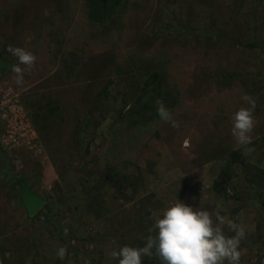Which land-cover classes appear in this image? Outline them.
Wrapping results in <instances>:
<instances>
[{
	"label": "rangeland",
	"instance_id": "obj_1",
	"mask_svg": "<svg viewBox=\"0 0 264 264\" xmlns=\"http://www.w3.org/2000/svg\"><path fill=\"white\" fill-rule=\"evenodd\" d=\"M8 93L0 264H264V0H0Z\"/></svg>",
	"mask_w": 264,
	"mask_h": 264
},
{
	"label": "built area",
	"instance_id": "obj_2",
	"mask_svg": "<svg viewBox=\"0 0 264 264\" xmlns=\"http://www.w3.org/2000/svg\"><path fill=\"white\" fill-rule=\"evenodd\" d=\"M18 104L19 100L16 96H13L12 93L3 95V97L0 99V121L3 120L5 122H8L9 117L15 114V109H19ZM11 122L13 123V126L9 125L10 129L7 133L9 134V138L12 140V142H15L14 144H17L19 140L26 136V127L24 126V119L19 113H17L14 115ZM11 122L9 121V124ZM16 134L19 135L17 139Z\"/></svg>",
	"mask_w": 264,
	"mask_h": 264
},
{
	"label": "water",
	"instance_id": "obj_3",
	"mask_svg": "<svg viewBox=\"0 0 264 264\" xmlns=\"http://www.w3.org/2000/svg\"><path fill=\"white\" fill-rule=\"evenodd\" d=\"M19 190L22 203L25 206L28 215L31 218L38 215L46 206L47 200L33 192L24 181L19 182Z\"/></svg>",
	"mask_w": 264,
	"mask_h": 264
},
{
	"label": "trees",
	"instance_id": "obj_4",
	"mask_svg": "<svg viewBox=\"0 0 264 264\" xmlns=\"http://www.w3.org/2000/svg\"><path fill=\"white\" fill-rule=\"evenodd\" d=\"M120 0H116L117 3H119ZM106 2L107 0H100V3L103 5V9H106ZM179 27H182L186 30H189V27L187 25H185L183 22L179 21L178 23Z\"/></svg>",
	"mask_w": 264,
	"mask_h": 264
}]
</instances>
